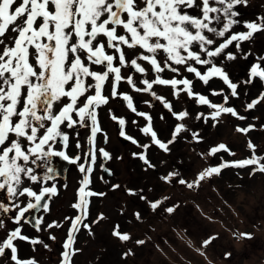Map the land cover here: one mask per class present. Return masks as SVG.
I'll return each instance as SVG.
<instances>
[{"label": "snow or ice", "instance_id": "6c2138e0", "mask_svg": "<svg viewBox=\"0 0 264 264\" xmlns=\"http://www.w3.org/2000/svg\"><path fill=\"white\" fill-rule=\"evenodd\" d=\"M249 4L250 0H0V230L6 231V238L0 240V264H7L9 258L14 264H38L34 258L23 261L18 257L14 243L17 240L49 249L43 240L23 235V224H30L37 232L61 227L55 221L46 224L44 215L35 214L49 212L52 198L59 194L55 184L46 186L56 175L53 157L77 165L83 174L78 202L72 205L78 215L65 217L71 227L60 254V264H73L72 258L79 252L74 247L75 234L81 228L91 232V225L85 222L88 197L104 195L86 189L97 161V133L102 132L98 110L110 100L124 101L131 112L143 117L147 124L141 131L150 135L152 145L165 152L170 151L169 145L182 132L189 131L184 123H178L171 139L162 141L153 130L152 116L137 110L133 96L122 90V84L135 93H147L178 121L185 120L189 113L174 111L173 104L158 95L154 86H170L177 99L185 93L214 110L209 117L198 114L197 120L218 121L223 114L247 119L227 106L229 96L239 98L240 85L230 79L223 61L247 60L253 53L245 51V43L264 35V15L252 20L241 18L240 7L247 8ZM239 27L246 30L238 31ZM256 60L244 84L256 79L264 82V56ZM166 72L175 75L166 79L162 75ZM182 72L193 74L204 85L213 78L221 79L230 92L213 90V96H223V103H213L195 92L193 80ZM135 74L139 76L134 78ZM150 75L154 78L149 79ZM262 102L264 93L247 103L245 110ZM145 103L152 106L151 101ZM109 113L120 127V136L144 150L134 155L148 167H155L147 156L151 145L139 144L126 133V120L112 114L111 109ZM78 127L90 130L83 157L68 154L70 135L64 129ZM253 128L254 125L237 126L236 131L247 134ZM192 137L199 142L197 133ZM76 147H82L78 139ZM248 148L252 155L244 160L224 161L201 171L192 183L182 178L178 182L189 189L199 187L200 182L229 167L248 168L249 175L264 173V156L256 154L251 140ZM98 151L105 160L112 158L105 149ZM222 151L234 155L225 144L212 147L208 154L215 156ZM104 171L109 172L106 168ZM178 176L169 173L162 179L168 182ZM129 194L138 195L131 190ZM140 199L147 198L140 195ZM161 203L150 202V207L156 210ZM135 216L140 219V213ZM5 217L16 227L8 230ZM113 235L121 241L131 239L118 230ZM241 236L252 239L250 233ZM49 239L55 241L56 237L50 235ZM209 243L211 240H206L203 246Z\"/></svg>", "mask_w": 264, "mask_h": 264}, {"label": "rangeland", "instance_id": "374dc122", "mask_svg": "<svg viewBox=\"0 0 264 264\" xmlns=\"http://www.w3.org/2000/svg\"><path fill=\"white\" fill-rule=\"evenodd\" d=\"M240 11L243 20L264 15V0H250L249 7L241 6ZM237 30L246 29L239 27ZM243 47L245 51L251 50L253 55L247 60H225L223 66L230 79L240 85L239 98L229 96L227 106L234 107L239 115L247 117L245 120L228 114L221 115L218 121L210 118L207 121L197 120L198 114L203 113L209 117L214 110L206 105L198 106L195 99L185 93H181L177 99L170 86H154L158 95L173 103V110H186L189 113L183 122L188 125V129L198 130L200 140L196 144L180 137L179 141L169 145V152H162L158 146L152 145L150 135L141 131L147 121L131 112L126 103H120L118 99L110 100L108 105L98 110L102 132L99 135V146L96 145L97 161L93 166V174H96L90 187L104 195L97 199L88 197V200L92 199L89 201V218L85 222L91 225V232L81 228L75 234L74 247L79 252L72 258L73 264H264V173L249 175L248 168L229 167L222 169L220 175H213L200 182L199 187L189 189L178 182L182 178L192 183L201 171L210 166L250 157L252 152L248 148L249 140L256 146V154L264 156V102L251 110H245L247 103L264 93V82L256 79L251 84L243 83L249 77L251 66L257 62L256 58L264 56V35H258L253 43L246 42ZM232 50L235 51L234 48ZM204 70L201 68L202 72ZM162 75L171 79L175 74L166 72ZM182 75L193 80L195 92L207 96L213 103H223V96H213V90L230 92L221 79L213 78L209 85H204L193 74L182 72ZM138 76L135 74L134 78ZM148 78L154 77L150 75ZM121 87L133 96V101L138 100L142 104L151 101V107L147 104L138 111H148L152 116V125L158 138L162 136L171 139L169 130L175 120L163 104L147 93L129 92L126 84ZM109 109L112 114L126 120L125 131L128 135L134 136L141 145H151L147 156L155 167H148L134 155L144 151L141 147L123 143L118 138L120 129L115 128L118 125L111 119ZM248 125H254V128L247 134L236 131L237 126ZM64 130L70 135L68 154L83 157L88 147L89 129L78 127L75 130ZM115 132L118 135L115 136ZM105 134L109 138L107 144L103 145ZM77 139L82 145L79 149L76 147ZM219 144H225L234 155L223 151L215 156L209 155L208 148ZM100 148L112 157L108 166L112 168L114 177L107 180L98 177ZM67 171V180L53 179L59 194L53 197L50 211L39 214L44 215L46 224L55 221L61 227L37 232L22 221V234L43 240L49 249L42 245H32L28 241H14L20 259L34 258L38 264H60V254L70 227L65 217L78 215V210L72 205L77 203L76 187L80 183L79 176L83 175L75 164H71ZM169 173H178L179 176L166 183L162 177ZM114 184L119 187L114 189ZM33 187L36 189L38 185ZM130 190L138 195H130ZM140 195L147 199H140ZM154 201H162L156 210L150 207V202ZM169 207L174 211L167 212ZM136 213H140V219L136 218ZM101 215L103 219H99ZM5 221L8 230L16 227L7 217ZM116 230L128 234L131 239L119 240L113 235ZM241 233H250L252 239L243 238ZM50 235L55 236L56 240L49 239ZM4 238L6 231L0 230V240ZM139 240L144 243L138 244ZM206 240H211V243L204 247ZM7 264L12 263L8 261Z\"/></svg>", "mask_w": 264, "mask_h": 264}, {"label": "flooded vegetation", "instance_id": "af4514ba", "mask_svg": "<svg viewBox=\"0 0 264 264\" xmlns=\"http://www.w3.org/2000/svg\"><path fill=\"white\" fill-rule=\"evenodd\" d=\"M164 78H166V79H169L168 77H164ZM177 79H179V78H181V77H176ZM162 86H164V85H162ZM129 92H131V93H134L130 88H129ZM130 94V93H129ZM131 95V94H130ZM195 102H197L196 100H195ZM120 103H123V104H125V102L124 101H122V100H120ZM134 104H135V106L137 107V110H140L141 109V107L142 106H147V104L145 103V104H142V103H140L138 100H134ZM173 104V103H172ZM174 111H177V112H179L180 110L179 109H176V110H174ZM142 112H145V113H148L149 114V112L147 111H142ZM171 118H174V122H173V124L170 126V130H169V136H171L172 137V133H173V130H174V128H175V126L178 124V123H184L183 121H178V120H176V118L173 116V115H171ZM188 117H186L185 118V120L187 119ZM117 123V122H116ZM147 123H145V125H146ZM185 125H186V123H184ZM118 125V124H117ZM144 125V126H145ZM152 127H153V130L154 131H156V129H155V127L152 125ZM186 127L188 128V125H186ZM115 128L117 129V130H119L120 129V127H119V125H118V127L117 126H115ZM198 132V130H196V129H189V131H188V134H186V133H184V132H182L180 135H179V137L177 138V140L179 141L180 140V137H182V139H184V140H189V143H191V144H196V143H198L196 140H194L193 139V137H192V133H197ZM89 133H90V130H89ZM156 133H157V131H156ZM115 134V136L116 135H118V133L117 132H115L114 133ZM99 135H100V132L99 133H97V137H96V143H95V146L96 145H98L99 146V143H98V140H99ZM186 135V137H184ZM107 136V141H108V138H109V136L108 135H106ZM129 136H131V135H129ZM111 137V136H110ZM133 138H135L134 136H132ZM118 138H120L121 139V141L124 143V142H128V143H131V141H129V140H126L125 138H123V137H121L120 135H118ZM136 139V138H135ZM160 139L162 140V141H164V142H167L169 139H166V138H163L162 136L160 137ZM176 140V141H177ZM102 144L103 145H106L107 144V142H105V135H104V137L102 138ZM132 144V143H131ZM212 147H214V145L213 146H210L209 148H208V153H209V151H210V149L212 148ZM88 148V147H87ZM99 148V147H98ZM162 152H165V151H163L162 149H160ZM165 153H167V152H165ZM100 158H101V165H100V168H99V172H98V177H100V178H102V179H105V180H107L108 178H112V177H114V174H113V172H112V168L110 169L109 168V160L110 159H108V160H105L106 161V163L104 162V160H103V157L100 155ZM59 160V158L58 157H53L52 158V163H55V162H57ZM141 160V159H140ZM141 161H143V160H141ZM71 166V165H70ZM108 169L109 170V172L111 173V174H109V172H108V175H105V173H104V169ZM95 171V169L93 170V172ZM93 172H92V174H91V183H90V185L92 184V182H93V179L95 178V174L96 173H94L93 174ZM67 175H68V171H67V173H66V179L65 180H67ZM82 178H83V175H82V177L81 176H79V180H80V183H79V185H77V187H76V194H77V192H78V189L81 187V180H82ZM53 182H54V180H50L49 182H48V185H46V186H50L51 184H53ZM166 183H168V182H166ZM90 185L88 186V189H86V190H90V191H93V192H96V193H101V191H98V190H95V189H93V188H91L90 187ZM114 185H117V184H114ZM57 187V186H56ZM57 189H58V187H57ZM115 189V188H114ZM36 190L38 191L39 190V186L36 188ZM58 192H59V189H58ZM92 198H94V199H97V198H101V196H93ZM91 198V199H92ZM53 199V198H52ZM90 199V200H91ZM89 200V201H90ZM50 205H51V203H50ZM89 206H90V202H89V204H88V211H89ZM40 213H37L36 215H39ZM89 215V214H88ZM75 217V216H74ZM73 217V218H74ZM88 218H89V216H88ZM88 220V219H87ZM70 227H71V224H70ZM70 227H69V229H70ZM17 254H18V250H17ZM2 259V258H1ZM30 258H23V259H21V260H23V261H26V260H29ZM9 262H11L12 264H14V262L13 261H11L10 260V258H9V260H8ZM7 261V262H8Z\"/></svg>", "mask_w": 264, "mask_h": 264}, {"label": "water", "instance_id": "95a60500", "mask_svg": "<svg viewBox=\"0 0 264 264\" xmlns=\"http://www.w3.org/2000/svg\"><path fill=\"white\" fill-rule=\"evenodd\" d=\"M103 160L106 163V161H105L104 158H103ZM69 165H70L69 162H67V161H65V160H63L61 158L59 159V161L57 163L53 164L52 166L56 170L55 179H57V178H59V179H66L67 168L69 167ZM104 173H105V175H108V172H105L104 171ZM35 214H37V213H35Z\"/></svg>", "mask_w": 264, "mask_h": 264}]
</instances>
